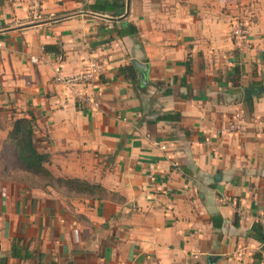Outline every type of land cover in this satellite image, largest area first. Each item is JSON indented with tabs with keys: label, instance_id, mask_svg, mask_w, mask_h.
<instances>
[{
	"label": "crops",
	"instance_id": "0c3cea01",
	"mask_svg": "<svg viewBox=\"0 0 264 264\" xmlns=\"http://www.w3.org/2000/svg\"><path fill=\"white\" fill-rule=\"evenodd\" d=\"M123 1L114 14L116 0H0V264H264L250 235L264 225V92L251 113L244 100L264 88V0ZM93 60L104 71L88 87L56 83ZM29 114L52 175L103 196L15 177L6 144Z\"/></svg>",
	"mask_w": 264,
	"mask_h": 264
},
{
	"label": "trees",
	"instance_id": "16d2710c",
	"mask_svg": "<svg viewBox=\"0 0 264 264\" xmlns=\"http://www.w3.org/2000/svg\"><path fill=\"white\" fill-rule=\"evenodd\" d=\"M117 2L113 5L112 11L114 14L117 13L119 8H124V1L116 0ZM95 8V6L93 7ZM97 11H103L101 8H96ZM122 32V31H121ZM136 34L137 29L134 25H129L128 33ZM123 33V32H122ZM133 66L125 67L122 69L123 72H131ZM247 107L249 108L250 113L252 112V102H247ZM31 118H20L15 121L12 131L9 133V138L15 144L17 158L21 165L28 171H31L35 174L41 175L45 178L57 181L59 185L69 188L71 191H75L77 194H86L89 196H103L105 190L95 184L79 180V179H70V178H55L49 166L52 164L51 156L49 153L43 152L36 143V121L32 114H29ZM179 114L168 115L164 119L169 121H180ZM256 240L263 243L264 242V225L258 223L253 226L252 232L250 234ZM263 253V252H262ZM16 254V246L14 248L13 255Z\"/></svg>",
	"mask_w": 264,
	"mask_h": 264
},
{
	"label": "built area",
	"instance_id": "2783aa9c",
	"mask_svg": "<svg viewBox=\"0 0 264 264\" xmlns=\"http://www.w3.org/2000/svg\"><path fill=\"white\" fill-rule=\"evenodd\" d=\"M237 7H242V0H233ZM230 31L232 39L237 48L241 51L243 49H247L250 47L251 41V26L250 22L246 20V17L241 13L235 15L230 21ZM32 62H37L36 59H32ZM104 71V66L98 60L90 61L87 68L73 76H66L62 73L61 68L56 69L55 80L57 84L63 85L65 87H88L97 77H99ZM77 98L80 104H84L89 102V99L85 95L84 92L78 91ZM96 107L98 104L96 102H92ZM245 124L243 114L240 112L236 115L235 120L228 127L227 132H238L243 129ZM264 222V220H263Z\"/></svg>",
	"mask_w": 264,
	"mask_h": 264
},
{
	"label": "rangeland",
	"instance_id": "374dc122",
	"mask_svg": "<svg viewBox=\"0 0 264 264\" xmlns=\"http://www.w3.org/2000/svg\"><path fill=\"white\" fill-rule=\"evenodd\" d=\"M242 12V11H241ZM247 20V19H246ZM36 143L37 145L39 146L38 144V141L36 140ZM9 144V145H8ZM6 147L7 149H10L12 151V154H16L17 155V152H16V148H15V144L9 140V142L7 141V144H6ZM19 162V161H18ZM20 163V162H19ZM20 166L22 168H24L21 163H20ZM9 167L12 169L14 168L13 166H10ZM25 169V168H24ZM26 173H19L17 175V173H14V175H16L15 177H19V178H22L23 181L27 184H29L30 186H36V187H47L48 185H54L53 187H62L61 185L58 184L57 181H54V180H51V179H48V178H45L41 175H38V174H35L31 171H28L26 170ZM12 173H10L11 175ZM55 185H58V186H55Z\"/></svg>",
	"mask_w": 264,
	"mask_h": 264
},
{
	"label": "water",
	"instance_id": "95a60500",
	"mask_svg": "<svg viewBox=\"0 0 264 264\" xmlns=\"http://www.w3.org/2000/svg\"><path fill=\"white\" fill-rule=\"evenodd\" d=\"M133 63L136 65V67L140 70V78H141V82L142 84L145 86L147 85V75L149 72V65L146 63H142L140 61L137 60H133ZM264 92V88H260V89H246L245 90V101H248L250 98H252L254 95H257L259 93H263ZM262 251H264V245L262 247ZM216 260L215 256H210L209 257V261H214Z\"/></svg>",
	"mask_w": 264,
	"mask_h": 264
}]
</instances>
